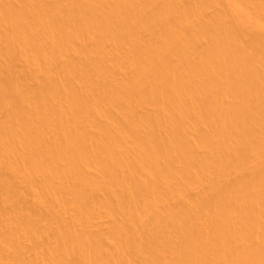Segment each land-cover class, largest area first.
<instances>
[{
  "label": "bare ground",
  "instance_id": "bare-ground-1",
  "mask_svg": "<svg viewBox=\"0 0 264 264\" xmlns=\"http://www.w3.org/2000/svg\"><path fill=\"white\" fill-rule=\"evenodd\" d=\"M0 264H264V0H0Z\"/></svg>",
  "mask_w": 264,
  "mask_h": 264
}]
</instances>
